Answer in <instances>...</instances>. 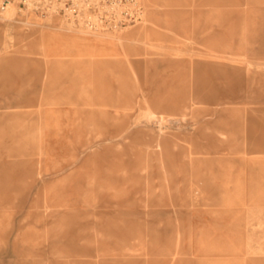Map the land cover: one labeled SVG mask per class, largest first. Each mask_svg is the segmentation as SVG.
Segmentation results:
<instances>
[{
	"label": "rangeland",
	"instance_id": "1",
	"mask_svg": "<svg viewBox=\"0 0 264 264\" xmlns=\"http://www.w3.org/2000/svg\"><path fill=\"white\" fill-rule=\"evenodd\" d=\"M140 1L0 19V264H264V0Z\"/></svg>",
	"mask_w": 264,
	"mask_h": 264
},
{
	"label": "built area",
	"instance_id": "2",
	"mask_svg": "<svg viewBox=\"0 0 264 264\" xmlns=\"http://www.w3.org/2000/svg\"><path fill=\"white\" fill-rule=\"evenodd\" d=\"M10 4L39 18L61 16L87 32L120 29L144 17L140 0H0V19Z\"/></svg>",
	"mask_w": 264,
	"mask_h": 264
},
{
	"label": "bare ground",
	"instance_id": "3",
	"mask_svg": "<svg viewBox=\"0 0 264 264\" xmlns=\"http://www.w3.org/2000/svg\"><path fill=\"white\" fill-rule=\"evenodd\" d=\"M10 7H14L15 8V6L13 4H10L8 8H10ZM150 116L153 119H159V118H157V114H155L154 112H151V111H150Z\"/></svg>",
	"mask_w": 264,
	"mask_h": 264
}]
</instances>
